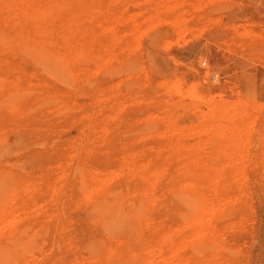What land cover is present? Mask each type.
<instances>
[{
    "label": "rangeland",
    "instance_id": "obj_1",
    "mask_svg": "<svg viewBox=\"0 0 264 264\" xmlns=\"http://www.w3.org/2000/svg\"><path fill=\"white\" fill-rule=\"evenodd\" d=\"M0 264H264V0H0Z\"/></svg>",
    "mask_w": 264,
    "mask_h": 264
},
{
    "label": "bare ground",
    "instance_id": "obj_2",
    "mask_svg": "<svg viewBox=\"0 0 264 264\" xmlns=\"http://www.w3.org/2000/svg\"><path fill=\"white\" fill-rule=\"evenodd\" d=\"M60 5H61V4H60ZM128 15H129V14H128ZM10 17H11V16H10ZM93 17H94V16H93ZM149 18H150V17H149ZM92 19H93V18H92ZM87 22H88V21H87ZM73 36H74V35H73ZM47 42H48V41H47ZM49 43H50V41H49ZM49 43H48V44H49ZM48 44L46 45L47 47H48ZM43 45H44V44H43ZM49 45H50V44H49ZM39 46H41V45H39ZM54 46H55V45H54ZM44 49H45V47H44ZM47 49H49V48H47ZM51 50H52V49H51ZM54 50H55V49H54ZM57 50H58V49H57ZM45 51H46V50H45ZM52 52H53V51H52ZM52 52H51V53H52ZM47 53H48V52H47ZM49 53H50V52H49ZM49 53H48V54H49ZM56 53H57V51H56ZM48 54H47V55H48ZM49 55H50V54H49ZM52 56H53V55H52ZM50 57H51V55H50ZM55 57H56V56H55ZM55 57H54V58H55ZM57 57H58V56H57ZM59 57L63 58V56H61V55H60ZM56 59H57V58H56ZM58 60H61V59L58 58ZM59 62H60V61H59ZM97 67H98V66H97ZM216 88H218V86H217ZM178 95H180V94H178ZM170 161H171V160H170ZM149 162H150V161H149ZM168 164H169V163H168ZM186 173H187V172H186ZM190 174H191V173H190ZM142 175H143V173H142ZM84 176H85V175L83 174L82 178H83ZM140 176H141V175H140ZM157 176H158V175H157ZM189 176H190V175H189ZM141 177H142V176H141ZM83 179H85V178H83ZM83 179H82V180H83ZM141 180H142V179H141ZM144 180H145V179H144ZM147 180H148V178H147ZM95 183H96V182H95ZM88 184H89V183H88ZM100 186H101V185H100ZM89 187H91V186H89ZM91 189H92V187L90 188V190H91ZM97 189H98V188H97ZM92 191H93V190H92ZM94 192H95V191H94ZM99 192H100V191H99ZM92 193H93V192H92ZM175 193H176V192H175ZM103 194H104V193H103ZM89 195H90V194H89ZM91 195H92V194H91ZM144 195H145V194H144ZM149 196H150V195H149ZM190 196H191V195H190ZM89 197H90V196H89ZM100 198H101V197H100ZM102 199H103V198H102ZM146 200H148V199H146ZM142 201H143V200H142ZM138 202H139V201H138ZM107 203H108V202H107ZM109 203H110V202H109ZM148 203H149V202H148ZM148 203H147V204H148ZM103 204H104V203H103ZM147 204H146V206H147ZM118 206H119V205H118ZM137 206H138V208H139V205H137ZM140 206H141V205H140ZM141 207H142V206H141ZM118 208H119V207H118ZM129 208H130V207H129ZM131 209H132V208H131ZM140 209H141V210H140ZM140 209H138V210H139V212L141 213V211H142L143 208H140ZM132 210H133V209H132ZM134 210H137V209L135 208ZM134 210H133V211H134ZM114 212H115V211H114ZM129 212H130V211H129ZM129 212H128V213H129ZM139 212H137V214L141 217V214H139ZM131 213H132V211H131ZM131 213H130V216H129V217H131V215H132V214H135L136 212H133L132 214H131ZM143 213H144V212H143ZM118 215H119V214H118ZM124 216H125V215H124ZM101 217H102V216H101ZM134 218H135V217H134ZM144 218H145V217H144ZM130 219L132 220L133 217L130 218ZM138 219H139V218H138ZM138 219L136 218V219H134V221H136V220H138ZM131 220H130V221H131ZM139 220H140V219H139ZM141 220H142V219H141ZM141 220H140V221H141ZM136 223L138 224V223H141V222L138 221V222H136ZM139 226H140V225H139ZM139 226H138V227H139ZM193 226H194V225H193ZM151 227H152V226H151ZM133 228H134V227H133ZM33 235H34V234H33ZM111 239H112V238H111ZM203 242H205V241H203ZM123 243H124V242H123ZM210 243H211V242H210ZM206 245H207V244H206ZM214 246H215V245H214ZM134 248H135V247H134ZM127 249H128V248H127ZM216 249H217V248H216ZM138 251H139V250H138ZM118 253H119V252H118ZM137 253H138V252H137ZM115 255H116V254H115ZM134 256H135V255H134ZM136 258H137V257H136ZM129 259H130V258H129ZM131 260H132V259H131ZM148 262H149V261H148ZM150 263H151V262H150Z\"/></svg>",
    "mask_w": 264,
    "mask_h": 264
}]
</instances>
